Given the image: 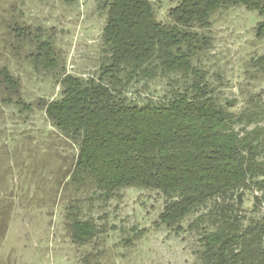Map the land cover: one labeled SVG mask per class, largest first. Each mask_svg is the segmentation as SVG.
<instances>
[{
	"label": "trees",
	"instance_id": "1",
	"mask_svg": "<svg viewBox=\"0 0 264 264\" xmlns=\"http://www.w3.org/2000/svg\"><path fill=\"white\" fill-rule=\"evenodd\" d=\"M160 1L102 0L99 62L87 76L58 69L59 55L40 28H8L29 42L32 68L47 71L59 86L35 107L77 147L62 185L91 188L102 204L124 188L155 190L164 202L159 225L180 231L193 217L198 264H264V96L250 94L231 110L234 100L221 102L197 63L211 42L204 31L221 9L255 10L261 17L255 35L263 37L264 0H170L166 21L157 17ZM251 61L264 76V53ZM157 78L167 81L166 91L140 98ZM0 101L33 109L19 77L4 65ZM246 191L253 198L249 215ZM67 224L77 244L106 230L76 212Z\"/></svg>",
	"mask_w": 264,
	"mask_h": 264
},
{
	"label": "rangeland",
	"instance_id": "2",
	"mask_svg": "<svg viewBox=\"0 0 264 264\" xmlns=\"http://www.w3.org/2000/svg\"><path fill=\"white\" fill-rule=\"evenodd\" d=\"M102 0H0V67L18 76L21 95L32 110L19 111L0 101V264H198V234L185 219L182 230L157 222L163 196L142 188H124L105 204L91 188L63 187L66 169L77 147L46 120L35 102L55 97L59 86L47 71L36 72L25 57L27 39L8 34L16 24L40 28L55 46L58 69L78 76L94 74L100 56L105 13ZM174 2L161 0L157 17L167 20ZM260 16L243 6L214 13L204 32L208 50L197 63L216 87L221 102L239 110L250 94L264 96V76L251 58L264 53V36L255 35ZM167 81L155 79L140 95L159 97ZM252 194L245 192L243 208L251 214ZM72 206H74L72 208ZM92 216L106 229L90 242L77 244L69 234L70 213Z\"/></svg>",
	"mask_w": 264,
	"mask_h": 264
}]
</instances>
